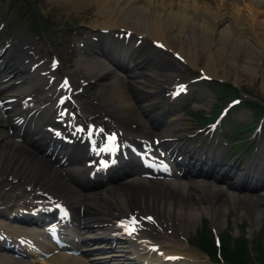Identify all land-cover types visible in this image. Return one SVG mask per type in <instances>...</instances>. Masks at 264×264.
<instances>
[{
    "label": "bare ground",
    "instance_id": "6f19581e",
    "mask_svg": "<svg viewBox=\"0 0 264 264\" xmlns=\"http://www.w3.org/2000/svg\"><path fill=\"white\" fill-rule=\"evenodd\" d=\"M49 2H56L69 11L93 8L94 16L99 19L88 24V31L80 40L83 47L73 49L78 55L74 63L78 72L75 82L94 81L98 86L100 105L114 107L118 116L131 112L137 104L141 116L161 130L159 139L163 143L156 149L159 147L163 154L157 162L140 161L139 166L126 155L116 159L112 174L100 175L83 165L84 157L89 161L93 156L87 147L74 144L63 147L56 154L47 153L45 146L54 141L48 140L40 123L46 126L55 117L51 107L54 104L49 96L54 87L43 91L44 86L40 88L38 84L42 80L39 73L21 77L17 87H9L0 81V102L4 104L3 100L7 99L11 102L8 108L0 111V119L5 116L8 122L7 132L0 136V239H10L17 244L5 247L6 244L0 243V250L10 252H0V264H209L206 259L200 260L196 252L186 249L185 241L181 243L178 238L181 233L197 226L203 217L215 227L222 222L227 209L234 210L239 218L243 214L241 208L246 207L254 215L250 221L252 225L261 224L264 208L259 207V200L238 193L256 187L264 190L258 186L264 184V143L256 149L254 162L251 160L243 172H236L234 166H224L221 160L223 149L188 147L186 134L189 132L180 133L176 129L184 121L178 112L179 103H169L167 98L162 100L159 96L168 90L167 87L184 83V80L173 81L175 77L170 75L181 68L169 57V53L173 55L174 52L190 69H197L199 61L203 60L205 67L202 65V68L206 69L203 74L210 75L211 80L217 76L215 66L239 69L243 75L249 74L247 79L252 73L256 77L259 72L264 77L263 70L255 71L260 60L248 59V55L254 56V53L250 48L247 50L250 42L264 39L258 33L254 35L256 32L252 30L264 25L263 21L255 20L257 16L264 17V0ZM120 29L131 34L126 43L112 38ZM152 40L164 45L165 50L161 52L150 47ZM235 42H238L236 50ZM11 43L10 48L0 54V58H6L5 65L0 64V74H13L18 68L16 62H8L17 55L14 48L18 39H12ZM48 64H39L33 70L36 73L43 71ZM50 67L55 80L60 76L68 77L67 70L60 65ZM27 70L18 68L20 74ZM200 85L187 86V93L179 102L189 101L197 106L208 103ZM4 87L7 93L3 95ZM39 88L44 96L33 95L27 102H20ZM35 103L49 105L36 108V113L33 110ZM87 117L84 106L80 112L71 109L59 125L77 133L81 124L74 123L83 120H94L95 126L105 123L113 128L115 124L103 119L104 115L93 120ZM77 119L79 122L75 121ZM138 121L141 127L143 122ZM143 134L121 136V140L128 144V153L136 154L139 159L144 154L142 148L147 146ZM77 135L80 140L82 136ZM48 146L50 152L55 148ZM147 155L153 156V153L147 151ZM165 164L168 165L164 167ZM172 164L177 170L173 180L169 178ZM89 176L96 178L89 180ZM55 203L66 204L73 220L71 229L56 233L61 237L60 241L54 240L52 229L43 230L40 226V220L53 215ZM23 210L26 213L21 216ZM129 213L140 220L131 235L123 233L125 227L119 222ZM150 216L151 222L141 221ZM23 222L22 226L16 225ZM155 226L160 227L157 235L150 232ZM98 238L101 239L99 242L88 243ZM53 241L57 242L56 245ZM143 241L156 245L159 256L154 252L149 255V248ZM120 243L121 247H113ZM68 250L75 253L70 255ZM141 251L146 253L145 260L139 255ZM25 255H32V258L20 259ZM173 256L181 258L174 257L171 263H167L168 257Z\"/></svg>",
    "mask_w": 264,
    "mask_h": 264
},
{
    "label": "rangeland",
    "instance_id": "374dc122",
    "mask_svg": "<svg viewBox=\"0 0 264 264\" xmlns=\"http://www.w3.org/2000/svg\"><path fill=\"white\" fill-rule=\"evenodd\" d=\"M25 3H28L32 7V9L35 10V14L31 10H29V6H27ZM239 8L241 9V6ZM260 9V11H263L262 8ZM243 15H246V12H244ZM0 18L6 22L3 28H0V33H2V37L4 36V34L9 35L10 37H14V35H16L17 37L27 36V38L31 42H33L32 45L34 47V50L38 49V52L44 54L42 49L46 48V54L44 55V57L46 58H48L51 54H53L57 58H60L61 54L64 57V55L66 54L62 50H65L67 47H64L62 43H67L69 38L71 40L72 38L78 36V34L85 33L88 29V24H91L99 19L94 16L93 8H89L84 11H69L67 9L64 10L63 8H61V6H58L56 2H49V0H0ZM255 20L263 21L262 23L264 24V17L262 15L257 16ZM263 27L264 25L262 27H260L259 25L256 30L255 27L251 28L254 33L256 32L254 35L259 34L258 36L261 35L260 37L262 38L264 37V31H262V29L264 30ZM67 30H69V32H67ZM65 31L67 32L66 34ZM54 32L58 33L55 34ZM52 40H56L57 44L55 45ZM260 41H262V43H260ZM260 41L250 42L252 45H250V43L248 44V46H250H247V50L250 48V52H253L255 56H251L250 54L248 55V59H251V61H253V57L256 62H259L260 60L261 63L257 64V66L259 65V67L255 68V71L263 70L264 72V39H260ZM2 42L3 40L0 41V44ZM200 42H202L204 45L206 44L205 41ZM237 44L238 42L234 43L235 50L237 49ZM198 47L200 46L198 45ZM235 50L231 49V53L236 55ZM169 57L170 59L174 60L172 56L169 55ZM66 62L68 63V65L72 66L75 61H70V55H68ZM198 65L199 66L197 69H200L202 72L206 71V69L202 68V65L205 67L203 60H200ZM253 65H255L254 62ZM215 67L216 68L214 72L217 75L216 78L212 79L211 82L208 81L207 83L200 85L202 90L204 89L203 91L205 95H207L206 97H208V103L204 104L203 106H197V104L193 103L192 101L191 102L193 105L190 104L189 101H187L189 104L184 107L185 111H187L189 108L196 109V112H199L201 115L204 116V118H206L205 122H209V120H212L215 115L216 107L214 106V104L216 102L217 107L219 108V106L223 105L226 101H228L230 97L233 98L238 94H241L242 96H245L250 100L252 98L253 100L264 102V77H262L263 73L260 74L259 72L256 77L252 73L251 77L247 79L249 74L243 75V73H240L241 71L239 69L236 71V69L232 66V68L228 67L227 69H222L220 66ZM197 69H190V67L186 65H181V68H179L178 71L176 70L175 72H171L170 75L172 77H177L179 80L186 81L187 78H196ZM218 87L225 88L228 90V92L223 93L222 96H218L219 91L218 93L214 92V90ZM231 89H235L236 91H238V93L234 92ZM96 94L94 95V98H96ZM159 98L164 100L163 95H160ZM86 103L87 101L85 102V104ZM252 108H254V105L244 104L231 109L227 116V119L223 120L222 122V130H220L219 135L217 131L214 133L213 137L211 138L210 145L206 146L208 140L202 137L200 134L198 136H194V141H190L189 145L195 147L202 144L203 147H212V149H223L221 154L222 159L224 160L223 162L225 163L224 166L229 167V165L234 164L235 168H237L238 172H240L241 170H243V168L247 167L251 160H253V155L256 149L258 148L255 147V142L257 141V139H260L261 141L259 142L258 146H261L264 143V128L260 135H256L248 141L244 140L246 138V133L250 132V130L252 129V125L255 123L256 120L255 118L259 116L257 114L258 112H252ZM134 111H136L137 115L139 113V116L141 117V112L136 109V107L134 108ZM178 112H180V110ZM92 113H94V116L97 117L100 114H103V111L99 109L98 106L93 107L92 105ZM183 118L186 119L184 117V111L182 119ZM182 121L180 122L181 125L178 126V129L181 131L180 133H183L185 131L189 132L188 126L195 127L193 125L194 122L189 117L188 119H186V121L184 120V125V121ZM132 122L133 124H135L136 120ZM5 123L6 122L3 121L1 125H4ZM118 125L120 127H123L122 125H120V123ZM138 129L139 128L136 123L134 128L128 132L136 133V130L138 131ZM144 129V135H147V138H149V140H151L152 137L157 138L159 136V128L152 129L151 126L146 123L144 124ZM6 132L7 131L5 130V128L3 126H0V136L5 134ZM223 132H226L225 136L223 135ZM238 138H240L241 141L238 143L233 142L232 145H226L223 142L224 140L231 141L233 139L235 140ZM215 139L216 143L214 145ZM242 146L244 147V150L240 152ZM225 149L226 151L224 152ZM238 195L244 197L246 196L256 201L259 200L258 203L260 202V200L264 201V190L256 189L255 191L247 192V190L242 189L241 192L238 193ZM5 200H7V197L5 198ZM261 205L263 207L264 203ZM227 211L226 214H224L222 222L218 225H214V228L211 227V224L208 222V219H206V217H203L196 223L197 226H194L193 229H188L187 232L181 233L178 240L181 243L185 241V244H187L184 245L186 249H189L192 252H196L197 256L200 257V260H207V256H204L199 250L206 252L210 258L216 256L215 254L217 248L214 249V240L211 238L215 233L218 235V240L215 241L216 245L218 246L221 245L223 247V245H229L234 246L235 248H240V246H242L241 248H243L246 246L248 249V251L246 252L250 258H252L255 254L258 255L259 250H262L264 253V220L261 222V224L257 223L256 226L252 225L250 221L254 218V215L249 213V209H247L246 207L241 208V211L243 212V214H245V216H243L242 214L239 218L236 217V212L234 210L227 209ZM209 229H212L213 231H210ZM250 246L252 250L251 252L249 251ZM231 253L232 252H230V254ZM226 256L227 255H225L224 257V262L227 259ZM258 260L259 262L255 259L257 264H264V255H261Z\"/></svg>",
    "mask_w": 264,
    "mask_h": 264
},
{
    "label": "trees",
    "instance_id": "16d2710c",
    "mask_svg": "<svg viewBox=\"0 0 264 264\" xmlns=\"http://www.w3.org/2000/svg\"><path fill=\"white\" fill-rule=\"evenodd\" d=\"M219 91H220V96H222L223 93L226 92L225 89H223V90L219 89ZM234 92H236V91H234ZM241 247L242 246H240V248L239 247L235 248L234 246H232L231 247L232 253L230 254V251L228 249V248H230L229 245H225V246L223 245L222 253L225 252L224 254L227 255L226 256L227 259L225 262L226 263L228 262V264H252V258H250L246 252V251H248L247 247L246 246L243 248H241ZM258 253H259L258 255L253 257V260H255V259L258 260V258L261 257V255H264L262 250H259ZM211 258L213 259L214 256Z\"/></svg>",
    "mask_w": 264,
    "mask_h": 264
},
{
    "label": "snow or ice",
    "instance_id": "6c2138e0",
    "mask_svg": "<svg viewBox=\"0 0 264 264\" xmlns=\"http://www.w3.org/2000/svg\"><path fill=\"white\" fill-rule=\"evenodd\" d=\"M128 35H131V34L129 33ZM158 46L159 47H163V45H158ZM53 66H55V64ZM202 78L206 79V77H202ZM66 86H67V81H65V83H64V85H62V87H66ZM185 90H186L185 87L181 85V86H179L177 88V94H179L180 92H184ZM115 139H116L115 135L109 136L108 137L109 144L105 148H102L101 151H106V152L115 151V148H114ZM102 166L106 167L107 164L105 163ZM64 214L67 215V213H64ZM131 223H134V221H132ZM121 226L125 227V229L127 230V226L126 225L122 224ZM133 231H134V229H133ZM128 234L131 235V232H129Z\"/></svg>",
    "mask_w": 264,
    "mask_h": 264
}]
</instances>
